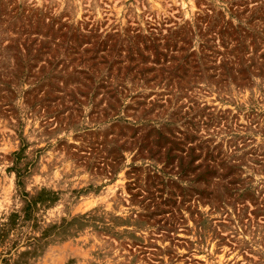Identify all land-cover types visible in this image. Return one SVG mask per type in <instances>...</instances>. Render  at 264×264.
Returning a JSON list of instances; mask_svg holds the SVG:
<instances>
[{
  "label": "rangeland",
  "instance_id": "1",
  "mask_svg": "<svg viewBox=\"0 0 264 264\" xmlns=\"http://www.w3.org/2000/svg\"><path fill=\"white\" fill-rule=\"evenodd\" d=\"M0 264H264V0H0Z\"/></svg>",
  "mask_w": 264,
  "mask_h": 264
}]
</instances>
